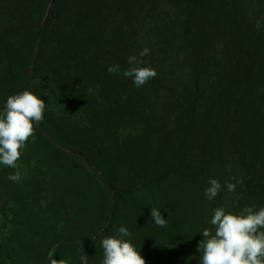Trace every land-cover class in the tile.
<instances>
[{
    "label": "rangeland",
    "instance_id": "obj_1",
    "mask_svg": "<svg viewBox=\"0 0 264 264\" xmlns=\"http://www.w3.org/2000/svg\"><path fill=\"white\" fill-rule=\"evenodd\" d=\"M165 3L0 0V111L24 90L46 103L23 178L0 164V264H102L121 226L146 264H201L216 207L264 206V0ZM144 48L157 75L137 88L122 73Z\"/></svg>",
    "mask_w": 264,
    "mask_h": 264
},
{
    "label": "clouds",
    "instance_id": "obj_2",
    "mask_svg": "<svg viewBox=\"0 0 264 264\" xmlns=\"http://www.w3.org/2000/svg\"><path fill=\"white\" fill-rule=\"evenodd\" d=\"M149 54L144 48L137 55L128 57L130 67L123 71L125 78H132L139 88L153 79L157 73L151 67H141L142 57ZM107 71L118 73L117 65H110ZM46 103L33 92L24 90L8 96L3 111H0V164L15 169L8 179L19 182L23 178L20 159L31 139L35 142V125L42 122ZM235 179V178H233ZM205 195L213 200L221 191L218 179H209ZM229 193L236 189L235 183L226 182ZM151 218L160 227L167 226V220L160 210L151 208ZM211 228L205 227L201 234L203 241L198 244L201 264H264V206L257 210L255 206L242 209L239 214L226 211L225 207H216L210 220ZM130 233L127 227L119 228V236H107L102 239V264H146L140 251L125 239ZM53 251L48 253L49 264H69L65 259H53ZM84 264H87L86 258Z\"/></svg>",
    "mask_w": 264,
    "mask_h": 264
},
{
    "label": "trees",
    "instance_id": "obj_3",
    "mask_svg": "<svg viewBox=\"0 0 264 264\" xmlns=\"http://www.w3.org/2000/svg\"><path fill=\"white\" fill-rule=\"evenodd\" d=\"M165 1L167 3H165L164 5L169 4V2H171V0H165ZM104 6H106V4ZM219 6H220V8H215L217 11L216 12H213V13H211V8H203V11H202L203 14L200 13V15L198 17L199 18V22H198L197 25H198L199 30L200 29H205V28H207V29H209V28L210 29H215L216 28V25H212L214 23L213 22H210V17L213 16V15H215V14H217L220 10H223L222 9V5L220 4ZM108 13L111 14V15H113V16H118V15H120L121 12H119V9H117V11L115 9H112V8L109 11L107 9H105L104 14H108ZM131 18H132V16H131ZM201 20L202 21L203 20H207L208 23H204L203 22L201 24L200 23ZM210 25H212V26H210ZM120 26L123 27V25H120ZM124 30H126V29H124ZM184 32H185V28H184ZM185 34H186L187 38L189 39L190 36L188 35L187 31L185 32ZM196 40H197V47H196L197 49L196 50L197 51L199 50L200 52H202L204 50V48H206V45H205V43H202L199 38H196ZM141 41L144 43V41H146V40H145V38H141Z\"/></svg>",
    "mask_w": 264,
    "mask_h": 264
}]
</instances>
